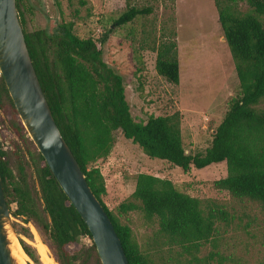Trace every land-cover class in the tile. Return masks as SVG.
Here are the masks:
<instances>
[{
  "label": "trees",
  "instance_id": "obj_1",
  "mask_svg": "<svg viewBox=\"0 0 264 264\" xmlns=\"http://www.w3.org/2000/svg\"><path fill=\"white\" fill-rule=\"evenodd\" d=\"M23 1L15 0L16 10L41 90L89 188L110 219L129 264L151 263L140 254L130 228L119 224L102 202L104 181L99 170L91 167L107 157L115 131H120L123 139L147 158L165 161L183 173L225 163L226 177L216 181L215 188L233 199L258 204L264 215V0H213L222 39L235 63L241 94L215 128L209 148L195 155L186 154L182 147L178 112L150 116L145 122L134 121L125 101L122 78L102 61L96 41L72 34V23L63 25L59 36H50L45 30L26 32ZM239 2L247 5L246 13L236 10ZM149 13L147 8L128 7L113 25L123 26ZM110 33L108 30L102 34L99 46L105 44ZM155 71L169 84H178L174 43L158 46ZM3 106L8 107L9 126L26 144L28 156L27 161L22 154V161L17 159L16 169L12 170L7 153L0 148V184L11 216L33 223L40 235L48 239L57 264H77L82 255L100 264L87 227L28 138L0 76V108ZM130 197L139 203L146 222L156 220L166 244L179 247L196 264L202 263L194 254L213 237L215 223H225L229 217L214 201L190 197L169 180L149 174L135 176ZM11 204L16 206L14 211ZM137 208L133 203L119 206L121 213ZM19 232L29 236L27 229ZM83 237L91 245L83 252L69 253L67 249L80 245ZM18 243L27 258L39 264L35 251L21 239Z\"/></svg>",
  "mask_w": 264,
  "mask_h": 264
},
{
  "label": "rangeland",
  "instance_id": "obj_2",
  "mask_svg": "<svg viewBox=\"0 0 264 264\" xmlns=\"http://www.w3.org/2000/svg\"><path fill=\"white\" fill-rule=\"evenodd\" d=\"M128 7L147 8L150 13L123 26H114ZM236 10L243 14L248 7L239 2ZM21 12L26 32L45 30L50 36H59L62 26L72 23L71 31L77 38L96 41L102 61L122 78L125 101L134 121L180 114L181 142L186 154H202L209 148L215 128L231 102L240 97L235 63L223 42L212 0H24ZM108 30L111 33L107 41L99 46L98 39ZM162 43H174L176 47L177 85L169 84L155 71L156 49ZM8 117L9 109L3 106L0 148L15 170L17 159L22 161L23 154L28 161V156L26 144L15 136ZM112 137L107 157L91 167L99 170L104 181L102 202L119 224L130 228L140 254L149 263L196 264L179 247L166 244L156 220H144L139 203L130 197L137 174L167 179L179 192L214 201L228 213L226 222L217 221L213 237L194 254L202 264H264V215L259 205L233 199L214 186L226 177L225 163L183 173L165 161L147 158L124 140L120 131L113 132ZM126 203L138 208L121 213L119 206ZM10 209L14 211L15 204ZM25 220L11 216L17 246L20 247L17 242L21 239L35 251L39 264H57L48 239L40 235L31 221ZM21 228L27 229L29 236H23ZM90 245V240L83 237L80 245L67 250L83 252ZM22 254L18 264H34ZM77 264H94V260L82 255Z\"/></svg>",
  "mask_w": 264,
  "mask_h": 264
},
{
  "label": "water",
  "instance_id": "obj_3",
  "mask_svg": "<svg viewBox=\"0 0 264 264\" xmlns=\"http://www.w3.org/2000/svg\"><path fill=\"white\" fill-rule=\"evenodd\" d=\"M0 76L27 136L87 227L100 264H129L110 219L54 122L29 57L15 0H0ZM10 234L15 238L0 184V264H18L11 255Z\"/></svg>",
  "mask_w": 264,
  "mask_h": 264
},
{
  "label": "bare ground",
  "instance_id": "obj_4",
  "mask_svg": "<svg viewBox=\"0 0 264 264\" xmlns=\"http://www.w3.org/2000/svg\"><path fill=\"white\" fill-rule=\"evenodd\" d=\"M9 239L11 241V244H10L11 255L16 260L17 263H20L21 262V259H22V255H23L22 253H24V252L22 251V249L20 247L17 246V244L15 242V239H14V237L11 234L9 235ZM40 249H41V251L43 253H45L44 252L45 251V248L44 247H42Z\"/></svg>",
  "mask_w": 264,
  "mask_h": 264
},
{
  "label": "crops",
  "instance_id": "obj_5",
  "mask_svg": "<svg viewBox=\"0 0 264 264\" xmlns=\"http://www.w3.org/2000/svg\"><path fill=\"white\" fill-rule=\"evenodd\" d=\"M212 3H213V0H212ZM214 6V5H213ZM224 42V41H223ZM213 57H217V55H215V56H213ZM216 59H218V58H216Z\"/></svg>",
  "mask_w": 264,
  "mask_h": 264
}]
</instances>
